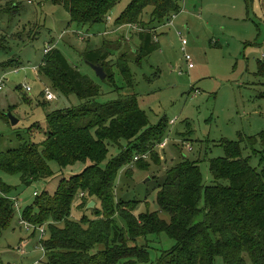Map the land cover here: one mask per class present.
<instances>
[{"label":"rangeland","instance_id":"obj_1","mask_svg":"<svg viewBox=\"0 0 264 264\" xmlns=\"http://www.w3.org/2000/svg\"><path fill=\"white\" fill-rule=\"evenodd\" d=\"M16 1L20 4L17 15L12 20L7 15L0 18V80L4 76L7 79L0 92L2 150L16 149L20 145L17 131L23 134L35 124L34 141L43 142L45 136L38 125L46 130L48 114L83 105L78 96H66L54 90L50 79L38 74L45 60V50L51 46L60 49L74 68L101 86L98 103L115 101L120 94L135 95L141 110L149 118L150 127L163 122L168 124L166 143H158L149 149L152 152L134 150L133 160L117 179L116 198L120 203L137 202L133 212L136 217L159 212L163 220L170 222V216L158 205V192L170 170L188 159L199 165L204 186H212L215 179L210 171L211 161L228 158L225 144L237 142L241 136L247 139L241 144L243 158H249L257 171L262 170L264 147L255 148L247 143L250 137L264 131V0H249L250 15L246 0H182V11L173 25L153 32L159 48L149 57L141 56L139 32L147 31L150 26H117V21L134 0H120L106 23L86 28L72 24L69 12L63 6H57L56 0ZM8 2L12 0H0V5L5 7ZM151 12V7L146 9L142 24L150 23ZM179 32L189 42L185 52ZM105 47L111 52L109 65L118 62L122 56L128 57L133 89L127 88L123 74L113 66L115 84L120 89L118 94L85 61L86 52ZM185 53L193 59L192 69ZM13 60H16L14 67L7 68ZM15 69L20 72L13 73ZM25 85L33 91L27 93L23 89ZM46 88L55 96L52 101L46 99ZM2 113L6 116L12 113L20 123L13 127ZM173 121L174 125L171 124ZM127 146L125 140L121 142L122 148L108 141L110 153L102 163L103 168H108L111 160ZM139 156V161H135ZM50 167L54 177L31 187L23 185L18 175L0 174V180L12 187V195L20 199L21 212L35 202L34 192L53 195L60 180L77 176L87 166L78 163L63 172L55 162H51ZM222 184L229 183L223 181ZM88 201L89 204L94 202L90 198ZM79 204L80 200L72 207L73 220L80 221L85 215L91 221L102 218L98 210L90 211L94 208L78 209ZM95 206L100 209V203ZM115 219L119 229L128 235L123 219L120 216ZM22 240H29L31 249H26ZM39 240L38 233L33 238V233L24 229L20 214H17L0 235V264H22L20 248L33 251ZM138 241H130L129 245L149 251L150 264H157L162 252L176 244L164 233ZM214 264L225 263L219 257Z\"/></svg>","mask_w":264,"mask_h":264},{"label":"trees","instance_id":"obj_2","mask_svg":"<svg viewBox=\"0 0 264 264\" xmlns=\"http://www.w3.org/2000/svg\"><path fill=\"white\" fill-rule=\"evenodd\" d=\"M120 0H56L78 27L103 25ZM182 0H134L117 21V26L133 27L141 24L147 31L139 32L141 56L149 57L158 50L154 31L168 26L178 16ZM152 8L150 23L142 24L146 9ZM247 14L251 7L246 0ZM20 4L16 0L0 5V18L10 20L17 15ZM108 48L91 50L84 54L90 65H100L107 73L104 83L120 93L115 84L112 67L117 66L126 79L127 88L133 89V75L128 57L109 65ZM140 56V55H139ZM38 74L47 76L54 90L66 96H78L82 106L47 115L48 127L40 125L45 140L34 141V128L23 134L17 131L20 145L16 149L2 150L0 136V174L20 176L26 187L47 182L55 173L50 167L55 162L63 172L82 163L87 167L77 176L63 178L53 195H34L35 202L22 212L33 226L45 227L47 240L45 264H150L152 256L144 247H131L130 241L166 234L176 244L163 251L157 264H214L221 257L225 264H264V155L263 167L257 171L249 158H243V136L239 141L227 142L229 157L212 160L210 171L214 185L204 186L202 171L197 163L185 159L170 170L158 192V205L170 216V222L159 214L145 213L136 217L137 202H119L115 195L117 179L124 167L133 160V152L146 153L168 136L165 122L150 127L149 118L141 110L135 95H119L115 101L100 104L96 100L102 88L95 80L74 68L57 48L45 54ZM140 61V58L138 59ZM10 65L14 67V62ZM109 65V66H108ZM125 88V89H127ZM6 122L8 116L2 113ZM10 124H12L10 122ZM128 146L113 158L108 168L102 163L108 158L107 143ZM264 147V131L248 139L247 146ZM228 181V185L222 184ZM0 191L12 195L13 188L0 180ZM35 194V192H34ZM83 194V197H82ZM15 197V196H13ZM100 203L102 218L91 221L87 215L80 221L72 219V207L80 200L78 209L84 210L88 199ZM203 203V204H202ZM202 204V206H201ZM17 210L15 203L0 198V235L13 222ZM120 216L128 227V235L116 224ZM127 233V232H126ZM37 231L33 233V238ZM22 244V243H21ZM34 250L37 252L36 247ZM23 259H28L27 255Z\"/></svg>","mask_w":264,"mask_h":264},{"label":"built area","instance_id":"obj_3","mask_svg":"<svg viewBox=\"0 0 264 264\" xmlns=\"http://www.w3.org/2000/svg\"><path fill=\"white\" fill-rule=\"evenodd\" d=\"M177 16H175L170 22L169 24L170 25H173V22L174 20L176 19ZM168 24V25H169ZM178 36H179V39L181 40V43H182V50L185 52L186 51V48H187V45L189 44L188 40L185 39L183 33L179 32L178 33ZM53 50V47H48L46 50H45V54H49L51 51ZM185 59L188 63V66L190 69H192L194 67L193 65V59L191 57V55H188L185 53ZM20 72V69H15L13 73H19ZM6 77H2V79L0 80V92H2V90L4 89L5 87V82H6ZM23 89L26 90L27 93H30L31 91V88L27 85L23 86ZM53 98H55L54 94L49 90V88H46V99L49 100V101H52ZM172 125L175 124V122L173 121L171 123ZM166 143V141L164 142ZM192 151H193V148H192ZM146 156V155H144ZM140 159V156L139 157H136L135 158V161H139ZM35 196L38 195V192H35L34 194ZM83 196V194H82ZM6 198V199H9V200H12L14 203H15V209L17 210V214H20V221H21V225L24 226V229L27 230L28 233H34L35 231H37V233L39 234V245H37L36 249H37V252L39 253V257L36 258L34 264H45L46 262V250H45V247H44V244H42L44 241L47 240V231H46V228L45 227H39V226H33L32 224H30L29 222H27L24 217H23V213L21 212L20 210V200L19 198H15L11 195H8L6 193H4L3 191H0V198ZM20 253L21 254H25L24 250L22 251V249L20 248Z\"/></svg>","mask_w":264,"mask_h":264},{"label":"water","instance_id":"obj_4","mask_svg":"<svg viewBox=\"0 0 264 264\" xmlns=\"http://www.w3.org/2000/svg\"><path fill=\"white\" fill-rule=\"evenodd\" d=\"M90 66L92 67V69L95 71V73H97V75L99 76V78L104 81L107 78V73H105L104 68L101 67L100 65H94V64H90ZM8 119L10 120V122L12 123V126L15 127L17 126L20 121L18 118L14 117L12 113L8 114ZM96 205V202H92L88 205V209H93L94 206Z\"/></svg>","mask_w":264,"mask_h":264},{"label":"crops","instance_id":"obj_5","mask_svg":"<svg viewBox=\"0 0 264 264\" xmlns=\"http://www.w3.org/2000/svg\"><path fill=\"white\" fill-rule=\"evenodd\" d=\"M21 243H22L23 246H25L26 249H31V244L29 243V240L28 241L22 240ZM35 247H37V246H35ZM24 252H25V255H27V257H29V258L28 259H26V258L23 259L24 261H23L22 264H34L36 258L39 257V253L36 252L34 249H33V251L32 250H30V251L24 250Z\"/></svg>","mask_w":264,"mask_h":264}]
</instances>
